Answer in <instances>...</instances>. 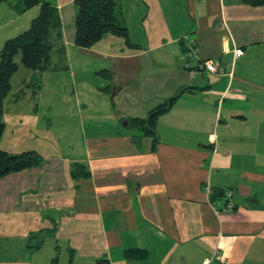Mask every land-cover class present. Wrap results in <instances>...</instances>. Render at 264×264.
<instances>
[{
	"label": "crops",
	"instance_id": "0c3cea01",
	"mask_svg": "<svg viewBox=\"0 0 264 264\" xmlns=\"http://www.w3.org/2000/svg\"><path fill=\"white\" fill-rule=\"evenodd\" d=\"M42 1L59 22L40 66L25 68L14 56L0 137V149L33 150L42 162L0 177V264H264V2L115 0L132 46L104 34L80 47L74 0H0V8L24 18ZM1 15L0 32H8L0 48L36 16L17 28L16 15ZM188 36L197 47L192 57ZM204 60L224 73L198 69ZM56 70L67 74L69 103L84 128L79 149L56 148L48 124L33 132L35 89ZM177 93L174 107L206 100L184 106L198 123L191 139L184 129L188 146L164 150L159 124L173 105L158 116L154 136L143 121ZM131 249L146 256L126 257Z\"/></svg>",
	"mask_w": 264,
	"mask_h": 264
},
{
	"label": "trees",
	"instance_id": "16d2710c",
	"mask_svg": "<svg viewBox=\"0 0 264 264\" xmlns=\"http://www.w3.org/2000/svg\"><path fill=\"white\" fill-rule=\"evenodd\" d=\"M248 4L260 5L264 0H246ZM77 12L74 18L75 44L80 47L93 46L104 34H112L123 38L129 46L128 32L125 26L118 23L115 16V0H74ZM59 19L55 8L46 1L39 4L38 14L32 18L27 29L6 39L0 48V137L5 129L2 120L3 101L10 91V78L18 65L14 56L20 53L21 64L28 69H35L48 57L49 45L47 36L52 24H58ZM178 94L168 98L161 105L151 110L146 118L145 134L155 135L154 129L160 114L169 110ZM139 122V120L135 121ZM154 142H156L154 138ZM42 157L36 151H24L11 154L0 149V177L21 171L31 166L39 165ZM128 258H144L146 251L131 249L125 251ZM55 264V259L52 261ZM95 264H109L107 259H99Z\"/></svg>",
	"mask_w": 264,
	"mask_h": 264
},
{
	"label": "rangeland",
	"instance_id": "374dc122",
	"mask_svg": "<svg viewBox=\"0 0 264 264\" xmlns=\"http://www.w3.org/2000/svg\"><path fill=\"white\" fill-rule=\"evenodd\" d=\"M0 9L1 14H3L1 16L5 20L6 18L16 15L14 18L16 22H14V24H16L17 28H20L18 25L19 23L27 22L29 24L31 18L36 15L35 12L32 13L31 11H28V13L23 16L24 18H19L17 14H15V10L12 11L5 5H3ZM32 11L35 10L33 9ZM10 29L14 31V27H10ZM7 32L8 31L6 30L4 32H0V37L7 34ZM15 60L19 62V56H16ZM36 76L40 77V74H36ZM18 77L19 81L23 78L27 79V76L24 74H18ZM66 78L67 74L63 73V70L62 72H58L57 70L52 73L50 72L43 77L39 88L37 90L35 89L34 92V94L36 93L38 97L39 106L36 114V125L35 120L33 124V132H35L36 129L38 133L44 131V128H46L48 124L49 130L55 134L56 148L61 147L64 151L73 147L75 149L80 148L83 143L82 130L84 129H82V126L78 124L77 111H75L74 106L69 103L73 102L74 97H69V94L72 92V88L69 87V82ZM203 100H206V98L200 95L195 98L187 99L185 103L179 104L178 106L175 105V107L173 105V110L165 115V121L159 124L158 133L160 137V144L164 150L177 145L188 146L184 129L186 130L187 136L191 139L197 132L196 124L198 125V123L195 118V114L184 112L183 109L185 108L184 106H189L191 103ZM63 102L67 104V107L63 106ZM38 127H40V130H38ZM28 138L29 137L26 138V136L24 138L25 146H29L27 144ZM158 140L159 139L157 138V141Z\"/></svg>",
	"mask_w": 264,
	"mask_h": 264
},
{
	"label": "built area",
	"instance_id": "2783aa9c",
	"mask_svg": "<svg viewBox=\"0 0 264 264\" xmlns=\"http://www.w3.org/2000/svg\"><path fill=\"white\" fill-rule=\"evenodd\" d=\"M187 41H188V49L185 53V55L187 57H192V56H195L196 53H197V47L195 45V42H194V38L192 36H188L187 37ZM234 58H238L242 52L240 49H236L234 52ZM197 68L198 69H204L206 71H209V72H212V73H224V69L219 67L218 63L214 60H204V61H199L198 64H197ZM204 191L206 192V194L209 196L211 194V187H210V184L209 182L206 183V185L204 186ZM224 195V198L225 200H227L226 202V207L228 209H232V204L230 203V197H231V193L229 191H226L223 193ZM205 264H208V263H205Z\"/></svg>",
	"mask_w": 264,
	"mask_h": 264
}]
</instances>
